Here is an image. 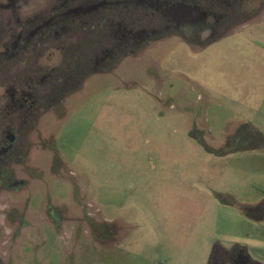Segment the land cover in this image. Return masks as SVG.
<instances>
[{"label": "rangeland", "instance_id": "rangeland-1", "mask_svg": "<svg viewBox=\"0 0 264 264\" xmlns=\"http://www.w3.org/2000/svg\"><path fill=\"white\" fill-rule=\"evenodd\" d=\"M243 26L127 57L46 113L28 191L0 193V264H204L230 240L264 260V10Z\"/></svg>", "mask_w": 264, "mask_h": 264}, {"label": "flooded vegetation", "instance_id": "flooded-vegetation-1", "mask_svg": "<svg viewBox=\"0 0 264 264\" xmlns=\"http://www.w3.org/2000/svg\"><path fill=\"white\" fill-rule=\"evenodd\" d=\"M263 10L264 0H0V193L28 191L32 131L95 74L173 38L215 42ZM5 214L22 219L14 208ZM228 244H214L204 264H264L245 244Z\"/></svg>", "mask_w": 264, "mask_h": 264}, {"label": "crops", "instance_id": "crops-1", "mask_svg": "<svg viewBox=\"0 0 264 264\" xmlns=\"http://www.w3.org/2000/svg\"><path fill=\"white\" fill-rule=\"evenodd\" d=\"M246 242H248V241H246ZM249 243V242H248Z\"/></svg>", "mask_w": 264, "mask_h": 264}]
</instances>
